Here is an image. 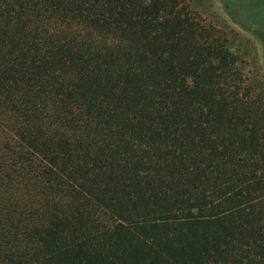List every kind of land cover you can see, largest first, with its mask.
Instances as JSON below:
<instances>
[{"label":"trees","instance_id":"16d2710c","mask_svg":"<svg viewBox=\"0 0 264 264\" xmlns=\"http://www.w3.org/2000/svg\"><path fill=\"white\" fill-rule=\"evenodd\" d=\"M189 0H0V264H264V84Z\"/></svg>","mask_w":264,"mask_h":264},{"label":"rangeland","instance_id":"374dc122","mask_svg":"<svg viewBox=\"0 0 264 264\" xmlns=\"http://www.w3.org/2000/svg\"><path fill=\"white\" fill-rule=\"evenodd\" d=\"M191 9L229 37L250 79L264 84V0H189Z\"/></svg>","mask_w":264,"mask_h":264}]
</instances>
